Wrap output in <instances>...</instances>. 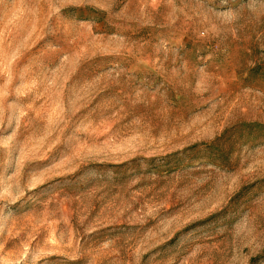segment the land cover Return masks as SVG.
<instances>
[{"label": "rangeland", "instance_id": "374dc122", "mask_svg": "<svg viewBox=\"0 0 264 264\" xmlns=\"http://www.w3.org/2000/svg\"><path fill=\"white\" fill-rule=\"evenodd\" d=\"M0 264H264V0H0Z\"/></svg>", "mask_w": 264, "mask_h": 264}]
</instances>
